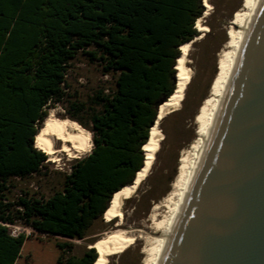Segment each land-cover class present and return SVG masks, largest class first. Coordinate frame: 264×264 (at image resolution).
Masks as SVG:
<instances>
[{
    "label": "trees",
    "instance_id": "1",
    "mask_svg": "<svg viewBox=\"0 0 264 264\" xmlns=\"http://www.w3.org/2000/svg\"><path fill=\"white\" fill-rule=\"evenodd\" d=\"M204 9L202 0H0V264L24 254L46 264L43 241L11 234L8 225L82 239L102 221L112 193L141 169L158 107L176 87L179 45L199 35L195 21ZM79 55L112 81L94 93L97 109L86 122L78 117L82 102H71V112L63 103ZM54 104L90 130L92 147L57 171L58 187L49 194L32 192L18 181L46 167L33 140L44 108ZM88 251L93 264L97 252Z\"/></svg>",
    "mask_w": 264,
    "mask_h": 264
},
{
    "label": "water",
    "instance_id": "2",
    "mask_svg": "<svg viewBox=\"0 0 264 264\" xmlns=\"http://www.w3.org/2000/svg\"><path fill=\"white\" fill-rule=\"evenodd\" d=\"M159 264H264V0Z\"/></svg>",
    "mask_w": 264,
    "mask_h": 264
},
{
    "label": "rangeland",
    "instance_id": "3",
    "mask_svg": "<svg viewBox=\"0 0 264 264\" xmlns=\"http://www.w3.org/2000/svg\"><path fill=\"white\" fill-rule=\"evenodd\" d=\"M208 2L210 8L207 14L202 13L200 16V23L206 27V30L203 31L202 37L190 42L186 55V65L191 70V78L184 89V99L180 101L178 109L166 114L164 119L159 121L158 129L163 137L155 152L149 173L123 205V219L119 227L135 236L149 231L147 225L150 223L148 215L151 205L159 201L170 189L180 151L187 148L195 137V113L207 95L211 80L217 71L216 60L228 39V27L233 12L241 5V0H208ZM71 65L67 75L68 95L63 103L71 112V102H82L84 110L78 113V117L86 122L91 109H97V106L93 104L94 93L102 86L110 87L112 81L109 75L102 74L97 64L89 60L86 55H79ZM64 109L63 106L56 104L47 105L44 108L47 114L49 110H52L57 116L66 117L67 111ZM82 127L89 131L91 138L90 130ZM88 153L73 158L82 157ZM73 158L62 154L57 162L46 159V167L42 169V174L18 181L19 187L31 189L32 192L49 194L51 189L58 187L57 171L66 169L67 163ZM14 192L17 193L18 190ZM105 219L103 217L102 221H94L88 229L87 236L82 239L49 236L21 225H8V229L11 234L30 233L43 241L47 248L46 256H44L46 258L43 259L46 260V264H87L91 256L88 251L91 245L89 241L96 239L95 243L114 228L116 219L109 220L110 222ZM61 243L64 246L59 249L57 244ZM144 244V238L135 239L125 251L108 256L107 264H141L144 257L141 249ZM28 246L33 245L29 243ZM16 264H41V261L38 257L24 254Z\"/></svg>",
    "mask_w": 264,
    "mask_h": 264
},
{
    "label": "bare ground",
    "instance_id": "4",
    "mask_svg": "<svg viewBox=\"0 0 264 264\" xmlns=\"http://www.w3.org/2000/svg\"><path fill=\"white\" fill-rule=\"evenodd\" d=\"M257 3L258 0H241L240 7L233 12L228 27V39L216 60L217 71L211 80L207 95L199 104L194 116L195 137L187 148L180 151L170 189L159 201L153 202L151 205L148 215L150 223L147 225L149 231L143 235L135 236V234L119 227L123 219V205L125 199L130 198L141 180L149 173L148 170L163 137L158 129L159 121L166 114L178 109L180 101L183 99L184 89L191 78V70L186 65L189 44L202 37L203 31L206 30V27L200 23V17L195 21V28L199 31V35L179 45L180 55L174 66L176 69L175 79H177L175 90L158 107L148 139L142 146L144 159L141 169L136 172L131 184L123 185L110 197L109 205L104 212V219L109 221L115 218L116 222L114 228L109 230L104 237L90 245L97 252L93 264H107L108 256L125 251L135 239L141 237L145 242L141 249L144 253L141 264H159L161 261L164 245L172 232L176 216L180 212V206L200 161L212 123L222 104L227 83L231 78L237 55L240 53L252 23ZM202 4L205 7L203 15H206L210 4L208 0H202ZM33 142L36 148L46 154L47 160L53 162L59 161L62 154L73 158L88 153L92 145L89 131L75 120L57 116L52 110H49L43 119L42 126L35 134Z\"/></svg>",
    "mask_w": 264,
    "mask_h": 264
}]
</instances>
